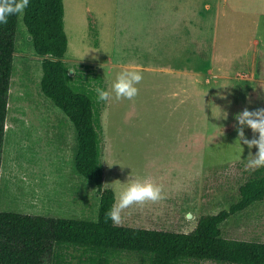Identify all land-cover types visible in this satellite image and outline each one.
<instances>
[{
	"label": "rangeland",
	"instance_id": "374dc122",
	"mask_svg": "<svg viewBox=\"0 0 264 264\" xmlns=\"http://www.w3.org/2000/svg\"><path fill=\"white\" fill-rule=\"evenodd\" d=\"M64 2L69 38L64 59L72 73L89 64L102 74L109 91L126 67L143 75L134 100L104 103V184L118 180L123 188L129 176L150 178L162 186L165 198L127 209L121 224L189 232L202 215L228 209L249 152L258 151L235 143V115L245 108H264V0ZM22 14L0 209L96 217L95 186L76 170L75 125L41 92V56L34 50ZM190 15L197 27L191 65L197 68L198 89L179 85L178 71H165L184 67L185 62L173 59L178 44L167 33ZM245 135L254 136L247 127ZM222 226L229 237L264 241V201L231 215ZM72 260L76 263L77 257ZM113 264L141 262L137 254L124 252ZM189 264L216 263L192 260Z\"/></svg>",
	"mask_w": 264,
	"mask_h": 264
},
{
	"label": "trees",
	"instance_id": "16d2710c",
	"mask_svg": "<svg viewBox=\"0 0 264 264\" xmlns=\"http://www.w3.org/2000/svg\"><path fill=\"white\" fill-rule=\"evenodd\" d=\"M19 22L20 14L0 24V183ZM22 22L41 56V92L74 123L76 170L95 186L99 205L96 217L0 209V264H113L124 252L137 254L141 264H189L192 260L264 264V241L229 237L222 226L231 215L264 201V168L242 167L243 177L229 208L202 215L189 232L116 226L106 220L116 196L111 188L105 190L103 186L105 102L98 101L95 89L106 90L104 77L89 64L77 66L72 73L64 59L69 45L64 0H29ZM73 249L80 253L73 254Z\"/></svg>",
	"mask_w": 264,
	"mask_h": 264
},
{
	"label": "clouds",
	"instance_id": "9594fccd",
	"mask_svg": "<svg viewBox=\"0 0 264 264\" xmlns=\"http://www.w3.org/2000/svg\"><path fill=\"white\" fill-rule=\"evenodd\" d=\"M28 5L29 0H0V24H7L9 17L22 14ZM142 79L143 75L139 69L126 67L115 77L111 91L102 88L95 89L97 99L104 102L113 99L116 101L134 100L139 94L137 85L141 83ZM235 120L238 132L235 143L247 145L250 150L258 149L255 154L249 152L246 167L251 170L264 168V108L254 111L245 108L236 113ZM246 127L252 130L254 134L252 139L246 137ZM109 166L111 165L109 164ZM128 181L126 187L123 188L118 187V180L103 185L105 190L111 186L116 196L112 207L105 214L106 220L110 219L116 226L123 222L122 214L127 209L133 206L143 207L145 204L156 203L165 198L162 186L150 178L140 179L129 176Z\"/></svg>",
	"mask_w": 264,
	"mask_h": 264
},
{
	"label": "crops",
	"instance_id": "0c3cea01",
	"mask_svg": "<svg viewBox=\"0 0 264 264\" xmlns=\"http://www.w3.org/2000/svg\"><path fill=\"white\" fill-rule=\"evenodd\" d=\"M191 13V11H190ZM166 28V26H165ZM168 29H171L168 34V38L171 41L176 42L178 44V53L173 58L175 60H180L181 62H185L184 67L180 68H166L165 71H178V74L181 76L177 79V83L179 85H188L189 88L192 86L196 89L198 87L197 81V68L194 66L192 68L191 61H192V52H191V45L195 42L197 44V27L196 24L192 22V17H186L185 20H182L175 25L170 26ZM166 34V35H167ZM193 39V40H192ZM190 46V49H188ZM188 60V61H187ZM189 62V63H188ZM189 65V68H188ZM193 78V79H192ZM187 80H189L187 82ZM193 80V81H192ZM188 83V84H187ZM198 89V88H197ZM112 139L110 138V149L112 148Z\"/></svg>",
	"mask_w": 264,
	"mask_h": 264
},
{
	"label": "water",
	"instance_id": "95a60500",
	"mask_svg": "<svg viewBox=\"0 0 264 264\" xmlns=\"http://www.w3.org/2000/svg\"><path fill=\"white\" fill-rule=\"evenodd\" d=\"M30 38H32V36L30 35Z\"/></svg>",
	"mask_w": 264,
	"mask_h": 264
}]
</instances>
